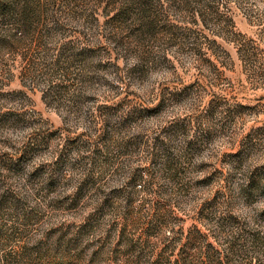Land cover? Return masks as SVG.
<instances>
[{
    "label": "rangeland",
    "instance_id": "rangeland-1",
    "mask_svg": "<svg viewBox=\"0 0 264 264\" xmlns=\"http://www.w3.org/2000/svg\"><path fill=\"white\" fill-rule=\"evenodd\" d=\"M0 264H264V0H0Z\"/></svg>",
    "mask_w": 264,
    "mask_h": 264
}]
</instances>
